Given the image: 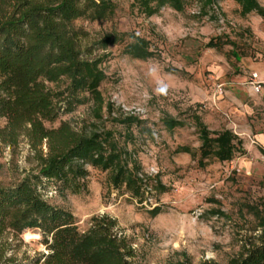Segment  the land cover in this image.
Instances as JSON below:
<instances>
[{
    "label": "rangeland",
    "instance_id": "rangeland-1",
    "mask_svg": "<svg viewBox=\"0 0 264 264\" xmlns=\"http://www.w3.org/2000/svg\"><path fill=\"white\" fill-rule=\"evenodd\" d=\"M110 1L107 21L74 23L83 55L106 76L100 117L86 100L45 127L68 122L76 131H113L159 187L140 203L88 168L86 193H62L50 183L43 196L72 213L82 232L94 217L116 219L134 264H230L264 230V0L249 14L234 0H185L182 12L166 7L152 17L134 0ZM108 37L117 42L104 49ZM138 40L147 44V59L129 53ZM253 74L263 82L260 93ZM68 83L49 86L64 92ZM199 124L211 139L232 132L233 160L221 162L215 152L202 158ZM40 152L47 153L46 143L35 150L25 135L13 145L0 141V185L37 174ZM47 253L36 230L0 238L5 260L29 264Z\"/></svg>",
    "mask_w": 264,
    "mask_h": 264
},
{
    "label": "trees",
    "instance_id": "trees-1",
    "mask_svg": "<svg viewBox=\"0 0 264 264\" xmlns=\"http://www.w3.org/2000/svg\"><path fill=\"white\" fill-rule=\"evenodd\" d=\"M234 1L244 14L261 11L257 0ZM134 3L147 17L166 7L177 12L185 8V0ZM113 13L110 0H0V141L13 145L25 135L35 150L44 143L47 146V153L38 155L37 174L12 187L0 185V238L9 231L36 230L48 252L29 264H134V252L120 235L116 219L94 217L82 232L72 213L52 206L42 193L50 183L62 193H86L88 168L106 173L114 188H124L140 203L159 187L141 174L134 153L128 151L127 143L120 144L113 131H76L68 122L55 129L45 127L46 122H56L86 100L94 103L95 115L100 117L104 104L100 86L106 76L98 61L83 55L81 34L74 23L82 18L107 21ZM111 39L102 42L104 49L117 42ZM138 42L130 55L147 59L146 42ZM63 81L69 82L64 92L49 86ZM199 134L202 158L215 152L221 162L233 160L237 148L232 132L211 139L199 124ZM0 264L19 263L0 254ZM230 264H264V230Z\"/></svg>",
    "mask_w": 264,
    "mask_h": 264
},
{
    "label": "built area",
    "instance_id": "built-area-1",
    "mask_svg": "<svg viewBox=\"0 0 264 264\" xmlns=\"http://www.w3.org/2000/svg\"><path fill=\"white\" fill-rule=\"evenodd\" d=\"M251 85L256 93H260L262 91L263 82L259 81V77L257 74L252 75Z\"/></svg>",
    "mask_w": 264,
    "mask_h": 264
}]
</instances>
